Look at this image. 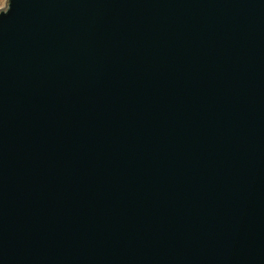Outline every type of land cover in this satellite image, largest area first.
Instances as JSON below:
<instances>
[{
    "label": "water",
    "instance_id": "95a60500",
    "mask_svg": "<svg viewBox=\"0 0 264 264\" xmlns=\"http://www.w3.org/2000/svg\"><path fill=\"white\" fill-rule=\"evenodd\" d=\"M0 264H264V0H9Z\"/></svg>",
    "mask_w": 264,
    "mask_h": 264
},
{
    "label": "rangeland",
    "instance_id": "374dc122",
    "mask_svg": "<svg viewBox=\"0 0 264 264\" xmlns=\"http://www.w3.org/2000/svg\"><path fill=\"white\" fill-rule=\"evenodd\" d=\"M9 5V0H0V11L6 10Z\"/></svg>",
    "mask_w": 264,
    "mask_h": 264
}]
</instances>
